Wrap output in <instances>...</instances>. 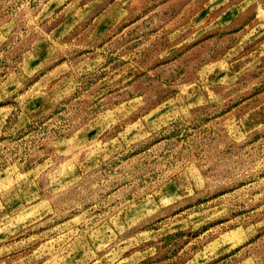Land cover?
Returning <instances> with one entry per match:
<instances>
[{
    "label": "rangeland",
    "instance_id": "rangeland-1",
    "mask_svg": "<svg viewBox=\"0 0 264 264\" xmlns=\"http://www.w3.org/2000/svg\"><path fill=\"white\" fill-rule=\"evenodd\" d=\"M0 264H264V0H0Z\"/></svg>",
    "mask_w": 264,
    "mask_h": 264
}]
</instances>
